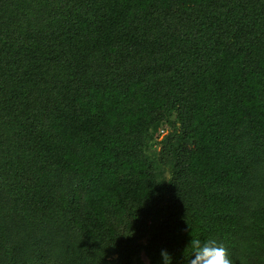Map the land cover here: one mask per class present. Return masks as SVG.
I'll list each match as a JSON object with an SVG mask.
<instances>
[{"label": "trees", "instance_id": "16d2710c", "mask_svg": "<svg viewBox=\"0 0 264 264\" xmlns=\"http://www.w3.org/2000/svg\"><path fill=\"white\" fill-rule=\"evenodd\" d=\"M191 237L264 264V0H0V264Z\"/></svg>", "mask_w": 264, "mask_h": 264}, {"label": "clouds", "instance_id": "9594fccd", "mask_svg": "<svg viewBox=\"0 0 264 264\" xmlns=\"http://www.w3.org/2000/svg\"><path fill=\"white\" fill-rule=\"evenodd\" d=\"M188 247L190 254L187 264H233L224 245L215 238L201 240L191 237ZM160 257L162 264H172L173 257L167 250H161Z\"/></svg>", "mask_w": 264, "mask_h": 264}, {"label": "rangeland", "instance_id": "374dc122", "mask_svg": "<svg viewBox=\"0 0 264 264\" xmlns=\"http://www.w3.org/2000/svg\"><path fill=\"white\" fill-rule=\"evenodd\" d=\"M179 127H180L179 122L176 120V115H174L170 126H168L167 128H163L162 129L163 131H159L158 132L159 133L158 140H161L162 139L161 137L163 135H165V134H168V133H173L174 134V132L177 131L179 129ZM159 148L160 147L157 146V150ZM137 260L138 259L133 260V263L134 264H137V263L140 264V261H141V263H143V264H149V260L146 257H141L140 261H138V262H137ZM48 264H54V263H48Z\"/></svg>", "mask_w": 264, "mask_h": 264}]
</instances>
